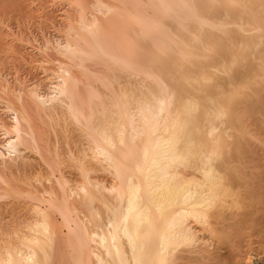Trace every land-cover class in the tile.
Listing matches in <instances>:
<instances>
[{
  "label": "bare ground",
  "instance_id": "bare-ground-1",
  "mask_svg": "<svg viewBox=\"0 0 264 264\" xmlns=\"http://www.w3.org/2000/svg\"><path fill=\"white\" fill-rule=\"evenodd\" d=\"M66 1L0 95V264H264V0Z\"/></svg>",
  "mask_w": 264,
  "mask_h": 264
},
{
  "label": "rangeland",
  "instance_id": "rangeland-1",
  "mask_svg": "<svg viewBox=\"0 0 264 264\" xmlns=\"http://www.w3.org/2000/svg\"><path fill=\"white\" fill-rule=\"evenodd\" d=\"M71 6L66 0H0V95H5L7 83L12 86L14 91V88H18L19 82L29 85L43 82L42 87H46L45 81L49 78L50 73L49 71L47 73L43 68L48 66L49 69L53 65L51 62H44V59L48 60V55L45 53L49 51V56L54 53L47 50L45 44L49 38L50 42L63 38L68 22L67 17L71 14L70 12H74V8ZM42 63L43 65H41ZM10 95L13 97V94ZM2 107L0 103V113H2ZM3 116L5 115L3 114ZM106 175L109 177L108 174ZM109 178L111 179V176ZM16 206L17 204L13 207L8 205L9 209L7 210L4 206V211L0 209V212L5 214L7 211V215L3 216L8 217L12 209L15 212L20 210V206H17L19 209H16Z\"/></svg>",
  "mask_w": 264,
  "mask_h": 264
}]
</instances>
